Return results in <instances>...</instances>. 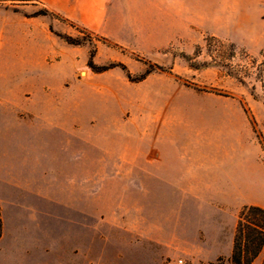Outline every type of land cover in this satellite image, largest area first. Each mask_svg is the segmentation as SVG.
Returning <instances> with one entry per match:
<instances>
[{
  "label": "rangeland",
  "instance_id": "374dc122",
  "mask_svg": "<svg viewBox=\"0 0 264 264\" xmlns=\"http://www.w3.org/2000/svg\"><path fill=\"white\" fill-rule=\"evenodd\" d=\"M194 1V9L180 10L188 22L148 18L136 48L49 14L57 36L80 44L59 37L77 66L63 65L71 77L53 81L50 103L31 110L2 103L23 91L0 58V167L25 202L21 220L6 218L1 247L29 243L16 248L21 263L231 264L233 246L215 254L228 252V231L252 197L243 194L221 233L213 222L222 219L227 159L173 185L150 183L140 168L157 151L164 161L172 153L254 151L264 162V0ZM0 10L32 17L44 9L0 3ZM90 60L110 69L96 73ZM33 112L45 119L31 121ZM208 239L223 241L222 249ZM263 263L264 250L253 264Z\"/></svg>",
  "mask_w": 264,
  "mask_h": 264
},
{
  "label": "crops",
  "instance_id": "0c3cea01",
  "mask_svg": "<svg viewBox=\"0 0 264 264\" xmlns=\"http://www.w3.org/2000/svg\"><path fill=\"white\" fill-rule=\"evenodd\" d=\"M0 3L20 4L22 7L42 6L71 23L130 48H136L134 42H139L137 34L146 25L148 18L152 25H163L174 19L188 22L189 12L188 15L180 14V10L195 8L194 0H0ZM174 12L178 14L177 18ZM0 14L3 15L0 16V58L6 60L4 63L13 74L17 89L23 91L18 100L2 103L24 104L29 106L30 110V106L49 104L51 98L46 96V89L51 87L53 81L63 83L71 77V74L61 72L60 68L68 65L72 72L75 71L77 63L74 50L69 49L52 31L47 16L27 17L18 12L7 14V11L2 10ZM148 14L150 17H147ZM128 36L132 39H128ZM158 44V48L161 47V43ZM153 46L156 47V44ZM32 114L31 121L45 119L42 112ZM235 141H238L236 137ZM254 147L259 149L257 145ZM221 159L228 161L223 176L226 187L225 195L217 206L222 219L213 223L217 224L223 233L234 222L235 210L243 194L248 193L252 197L251 201L244 202L243 205L264 208V162H261L259 153L243 150L210 154L202 152L187 154L182 159L172 153L170 159L164 161L161 159V153L157 151L156 160L142 161L140 168H145L147 174L143 177L150 178V183L173 185L178 180L193 179L194 171H203L208 161L218 162ZM149 168L162 171H157L155 176H151V172L147 171ZM164 170H170V173L167 174ZM7 172L9 173V170ZM3 173L5 172L0 167V208L4 221L3 237L0 240V264H30V252L27 251L29 260H23L21 263L19 251H16L19 246L29 249L30 244L26 241L19 242L17 239L5 249L1 247L8 233L6 218L19 219L22 214L20 210L23 206L25 208V202L17 195L20 192L19 186L11 181L9 175L3 176ZM25 229V226L15 228V233L25 232ZM227 235L228 252L218 251L215 258L230 253L235 230L230 228ZM206 243L218 250L224 245L223 241L213 239L206 240ZM31 257L34 259L33 254Z\"/></svg>",
  "mask_w": 264,
  "mask_h": 264
},
{
  "label": "trees",
  "instance_id": "16d2710c",
  "mask_svg": "<svg viewBox=\"0 0 264 264\" xmlns=\"http://www.w3.org/2000/svg\"><path fill=\"white\" fill-rule=\"evenodd\" d=\"M43 9L44 10H42V12L33 14L32 17L48 16L49 14L55 15V13L49 11L48 9L44 7ZM58 37L63 39L69 45H80L74 43L71 39L65 36L58 35ZM88 65L96 73H103L110 69L106 67L96 69L92 60H90ZM3 232L4 221L0 208V240L3 237ZM263 250L264 208L254 205L243 206L236 223L231 264H253L262 254Z\"/></svg>",
  "mask_w": 264,
  "mask_h": 264
},
{
  "label": "built area",
  "instance_id": "2783aa9c",
  "mask_svg": "<svg viewBox=\"0 0 264 264\" xmlns=\"http://www.w3.org/2000/svg\"><path fill=\"white\" fill-rule=\"evenodd\" d=\"M168 264H183V261H177V262H170Z\"/></svg>",
  "mask_w": 264,
  "mask_h": 264
}]
</instances>
